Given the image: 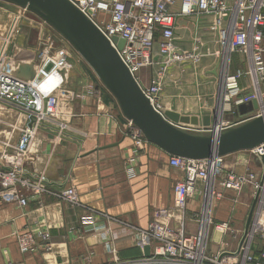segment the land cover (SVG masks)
I'll use <instances>...</instances> for the list:
<instances>
[{
  "label": "built area",
  "instance_id": "obj_1",
  "mask_svg": "<svg viewBox=\"0 0 264 264\" xmlns=\"http://www.w3.org/2000/svg\"><path fill=\"white\" fill-rule=\"evenodd\" d=\"M90 19L119 52L123 62L140 85L155 110L163 114L161 103L165 79L172 67L186 64L198 66L200 41L195 38L194 47L184 52L177 41L179 18H198V25L207 27L218 44L216 68L218 89L215 108L210 126L183 128L192 134L217 135L243 125L264 115V0H181L180 12H175L177 0H70ZM26 11V9H24ZM211 20L207 23L206 21ZM17 21L0 38V125L10 129L11 138L20 135L16 144L11 140L4 143L0 152V208L13 205L25 209L30 196L40 198L51 194L62 202L81 207L76 188L67 182V187L54 193L43 175L30 173L27 169L29 154L44 124L65 117L63 105L81 98L80 94H69V74L64 67L68 64L59 60L50 47L38 52L33 62L27 64L13 50ZM114 38L126 42L122 50ZM236 56L240 57L247 71L233 73ZM32 65L35 76L25 79L18 75L23 65ZM81 66L89 78L93 70L81 58ZM69 65V71L72 70ZM149 70V82L141 75ZM91 72V73H90ZM247 77L248 86L242 87ZM89 90L95 93V84L90 81ZM250 90L253 96L243 98L242 93ZM256 101L259 109L238 117L239 122L227 119V106L247 105ZM11 115L13 118H11ZM129 134L134 140L133 156L129 158L127 174L136 176L137 155L148 144L141 131L130 121ZM247 152L256 159V170L237 173L227 170V157L211 159H182L172 157L171 166L184 173V179L174 188L173 206L159 210L147 229H137L139 247H149V257L120 261L117 257L112 264H264V144ZM253 191L257 200L250 231L242 243V236L236 252L210 249L215 233L231 234L232 221L215 222L217 203L232 194V203L238 205V197L245 188ZM200 203L195 214L198 224L196 234H187L184 228L176 229L172 220H185L190 201ZM250 213V212H249ZM248 213V214H249ZM94 214L81 218L85 231L96 228ZM43 240L50 235L40 232ZM21 253L30 254L38 250L33 232L18 236ZM231 254L223 257V254ZM238 253V254H237ZM237 254V255H235Z\"/></svg>",
  "mask_w": 264,
  "mask_h": 264
},
{
  "label": "crops",
  "instance_id": "obj_2",
  "mask_svg": "<svg viewBox=\"0 0 264 264\" xmlns=\"http://www.w3.org/2000/svg\"><path fill=\"white\" fill-rule=\"evenodd\" d=\"M180 8L181 0H178L174 11L180 12ZM196 23L197 17L179 18L177 41L180 48L191 50L195 38H199L200 66L194 72L193 64L170 68L161 103L164 112L175 108L181 115H202L212 120L218 89L215 54L219 48L207 27ZM5 33L2 31L0 38ZM28 38V33L20 36V44L30 46ZM36 54L37 49L30 48L21 56L22 61L29 64ZM78 59L69 74L68 92L80 94L81 98L63 105L65 117L44 124L26 165L30 173L45 176L54 193L62 192L70 181L79 194L81 207L66 204L51 194L40 198L30 196L25 209L2 206L0 264H112L117 257L122 262L141 259L146 255L139 247L136 230L147 229L159 210L173 206L175 185L184 179L183 171L170 164L173 156L150 143L137 155L136 176H128V160L135 149L128 120L104 86L96 84L95 93L91 94V78L81 66V58ZM141 75L148 83L149 70H143ZM226 108L230 113V105ZM229 113L226 118L232 119L238 117L239 110L237 115ZM177 126L183 129L191 125ZM19 139L16 133L12 140L10 129L0 125V152L4 143L11 140V144H16ZM242 153L227 156V170L244 173L257 169L256 159L249 160ZM229 195L226 197L229 202L217 204L215 222L232 221L234 232L215 233L210 246L213 253L237 251L249 215L240 213L239 207L250 205L251 210L254 203L250 187L238 197L236 207L231 201L232 194ZM199 210L200 203L190 201L185 220H172L171 225L184 228L187 234H196L195 214ZM90 213L95 216L96 228L85 231L81 218ZM29 231L36 236L38 250L23 254L18 236ZM40 232L49 234V240H43Z\"/></svg>",
  "mask_w": 264,
  "mask_h": 264
},
{
  "label": "water",
  "instance_id": "obj_3",
  "mask_svg": "<svg viewBox=\"0 0 264 264\" xmlns=\"http://www.w3.org/2000/svg\"><path fill=\"white\" fill-rule=\"evenodd\" d=\"M0 5L11 7L10 10H14L13 7L26 9L58 32L116 99L124 117L141 131L148 143L169 155L182 159H211L250 151L264 144V115L224 133L208 136L189 133L177 125L198 126L202 122L203 126H210L211 117L181 115L175 108L158 113L112 43L70 0H0ZM113 41L119 50L126 45L122 39L114 38ZM18 75L32 79L35 76L33 66H21ZM258 109L256 101L238 108L241 116ZM260 159L264 165V156ZM256 203L257 200L248 215L242 243L250 231ZM150 252L149 247L145 248L146 257ZM229 255L226 253L223 257Z\"/></svg>",
  "mask_w": 264,
  "mask_h": 264
},
{
  "label": "rangeland",
  "instance_id": "obj_4",
  "mask_svg": "<svg viewBox=\"0 0 264 264\" xmlns=\"http://www.w3.org/2000/svg\"><path fill=\"white\" fill-rule=\"evenodd\" d=\"M178 2V0H177ZM11 7L0 5V33L2 31L8 32L11 28L12 24L17 21L16 26V32L14 33L13 39L15 40V45L13 47V50H16L17 53L20 52L22 55L28 51V49H37V53L42 51L46 47H50L54 53L55 56L59 58L60 61L68 64L64 67L65 72L72 73L74 70V63L77 61L78 58H81L78 53L73 49V47L53 28H51L48 24H46L42 19L34 15L33 13L29 11H25L22 8L19 7H13L14 10H10ZM4 28V26L7 27V30H2L1 28ZM5 33V34H6ZM28 33L29 39H31L30 46H23L20 44V36L26 35ZM188 47V46H186ZM184 52H190L192 50L189 49H182ZM200 54V53H199ZM20 55V56H22ZM79 60V59H78ZM235 63H237L239 66L233 67L232 71L233 73H238V71H247V66L245 64H242L240 57L236 56L234 58ZM200 61L197 63L198 66H200ZM79 63V61H78ZM69 65H71L73 68L71 71L69 70ZM181 67V66H180ZM192 71L196 69V66L191 68ZM240 69V70H239ZM91 73V72H90ZM95 74V73H94ZM202 75V74H201ZM203 76V75H202ZM91 81L96 85L102 86L100 81L96 76H93L91 73ZM245 79L242 80V87H247L249 84L247 77H243ZM176 84H178V80L175 81ZM174 83V82H173ZM103 87V86H102ZM253 92L250 90H247L246 92L242 93L243 98H247L248 96H253ZM203 106V104H202ZM207 108V107H206ZM205 108V110H206ZM204 109V108H203ZM203 110V111H205ZM231 112L229 114L231 115H237L238 114V108L236 105H232V108L230 110ZM234 122H239L241 119L239 117H234L231 119ZM242 155H245L247 159L252 160L251 156L247 154L246 152H243ZM252 163V162H251ZM253 165V164H252ZM224 202H229L228 200H222L218 202L217 204H222ZM216 210V209H215ZM238 211V210H237ZM245 211V213H244ZM250 211V205L239 207V212L242 214L248 215ZM240 227V226H239Z\"/></svg>",
  "mask_w": 264,
  "mask_h": 264
}]
</instances>
